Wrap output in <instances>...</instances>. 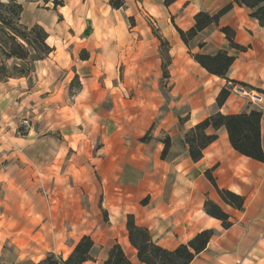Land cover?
Here are the masks:
<instances>
[{
  "label": "crops",
  "instance_id": "1",
  "mask_svg": "<svg viewBox=\"0 0 264 264\" xmlns=\"http://www.w3.org/2000/svg\"><path fill=\"white\" fill-rule=\"evenodd\" d=\"M230 1L176 0L169 6L164 0L136 1L138 14L143 13L153 21V26L149 22L145 30L138 29V22L129 25L128 29L126 23L115 19L113 12L119 9H113L109 3L101 6L99 0H65V4L58 7L65 27L72 30L70 37L64 40L65 46L71 43L80 50L91 52L102 45L97 35L105 33L116 56L121 38H128L129 44L135 43L133 56L142 60L139 73H154L159 78L162 70L160 51L148 47L139 49L136 44L145 42V39H137L141 31L146 35L148 31L153 34V27L158 29L173 44L169 66L171 99L167 101L159 82L150 83L140 105L126 110L125 122L121 120L123 127L110 133L109 147L113 151H108V155L111 160L115 159L114 167L125 172L142 171L144 176L143 182H139L140 174L133 182H105L110 184L105 185L107 189L103 187L107 193L103 206L109 210V219L103 224H99L95 212L86 209H80L78 216L73 215L72 219L70 210L63 217H51V207L47 204L39 207L28 201L39 196L43 199L40 193L20 189L16 182H0V263L33 264L49 252L67 258L82 236L91 235L95 259L84 264H102L115 244L123 247L134 264H145L139 261L137 250L129 241L127 215L131 213L138 225L150 230L154 241L168 249L187 243L202 230L214 229L215 234L207 247L190 264H264V162L236 151L225 127L206 130L218 137L204 149L203 157L197 162L192 160L189 146L183 140L188 129L217 111L235 114L256 108L262 111L261 142L264 149V103L260 106L250 104L234 92L222 106L217 103L221 89L230 86L229 81L264 93V26L250 16V8L235 4L221 17L219 25L201 31L188 47L174 25L187 30L194 25L199 11L215 12ZM102 12H107L108 16H103ZM223 26L234 29L235 41L245 46V50L229 46L225 33L221 31ZM154 38L158 39L156 35ZM51 46L54 47L50 54L53 56L36 61L31 76H37L40 83L47 80L55 83V92H58V83L51 80L54 67L75 65L70 63L76 54L64 46L61 49L57 45ZM220 49L235 56L227 78L208 72L192 57V53L215 54ZM127 53L130 54L129 50ZM59 54L63 57L56 61ZM30 78H9L0 83V91H8V99L16 100L18 95L31 97L38 86L36 83L30 85ZM153 125L157 128L153 131L154 137L163 131L172 139L164 159L161 157L163 142L158 141L153 146L152 140L141 141ZM208 169H212L218 187L245 197L241 209L222 201L215 186L205 176ZM14 196L23 200L17 206L9 201ZM69 198L63 196L64 200ZM207 199L218 203L230 215L231 227L224 228L221 220L206 213ZM62 210H65L64 206ZM6 242L10 245L8 249L4 248Z\"/></svg>",
  "mask_w": 264,
  "mask_h": 264
},
{
  "label": "rangeland",
  "instance_id": "2",
  "mask_svg": "<svg viewBox=\"0 0 264 264\" xmlns=\"http://www.w3.org/2000/svg\"><path fill=\"white\" fill-rule=\"evenodd\" d=\"M19 1L24 5L22 22L28 26L36 24L35 21L41 24L51 36L49 44L74 51L76 58L70 63L74 62L73 66L54 67L51 80L58 83V92H55V83L49 80L40 83L37 76L29 80L30 85L38 86L31 97L18 95L16 100L8 99V91H0V182H16L20 189L40 193L43 199L39 196L28 201L39 207L47 204L51 207V217H63L70 210L72 219L80 209H86L95 212L99 224H103L109 219V210L103 206L107 196L103 187L107 189L105 185L110 184L105 182H133L138 174L139 182H143L144 176L142 171L125 172L114 167L115 159L111 160L108 155V151H113L109 147L110 133L123 127L121 120L125 122L126 110L140 105L150 83L159 82L169 101L172 89L169 78H164L162 70L159 78L154 73H139L142 60L133 56L135 43L129 44L128 38H121L115 56L105 33L97 35L102 45H97L89 52V59L83 61L78 46L71 43L65 46L64 40L72 30L65 27L64 17L59 8L54 9L52 0ZM136 1L142 0H126L124 7L113 14L128 29L134 18L138 29L145 30L147 23L153 26V21L143 13L138 14ZM99 3L102 6L109 0H99ZM102 15L108 16V13L102 12ZM154 35L141 31L137 39L145 42H136L139 49L148 47L160 51V41ZM62 57L59 54L55 60ZM76 74L84 91L78 90L77 80L73 81ZM156 129L153 125L144 134L153 146L163 142L167 135L159 131L154 137ZM63 196L70 198L64 200ZM9 201L17 206L23 200L14 196ZM9 247L6 242L4 248Z\"/></svg>",
  "mask_w": 264,
  "mask_h": 264
},
{
  "label": "trees",
  "instance_id": "3",
  "mask_svg": "<svg viewBox=\"0 0 264 264\" xmlns=\"http://www.w3.org/2000/svg\"><path fill=\"white\" fill-rule=\"evenodd\" d=\"M176 0H164L169 6ZM126 0H109L113 9L124 7ZM54 9L65 4V0H52ZM244 5L251 9L250 16L257 19L264 26V0H231L221 6L215 12L199 11L195 15L194 25L184 30L175 28L182 41L190 47L193 39L204 29L211 25H219L223 15L233 9L234 5ZM24 5L19 0H0V83L16 77H31L36 61L47 58L54 50L48 43L49 32L39 23L28 26L22 22ZM131 25H135L134 18ZM221 31L225 33L229 46L237 50H245L246 47L235 41V31L229 26H223ZM153 33L158 37L161 44L162 71L164 78L170 77L169 66L172 63L170 55V42L160 32L153 28ZM203 45L202 43L200 44ZM89 52L82 49L80 58L89 59ZM192 57L208 72L222 78H227L228 71L235 60V56L229 54L228 50L220 49L215 54L202 52L192 53ZM11 61V62H10ZM74 80L78 81V90L82 84L78 74ZM72 81V82H73ZM230 86L221 89L217 103L222 106L229 94L232 92V85L238 82L229 81ZM242 84V83H241ZM245 85V84H244ZM261 118L262 111L251 109L249 112L235 114H224L217 111L202 121L195 124L184 133L183 140L189 146V154L193 161L197 162L203 157L204 149L217 139V134H208L206 130L213 128L218 130L225 127L233 148L252 159L264 162V149L261 142ZM182 118L180 121L182 122ZM148 136L144 135L141 141L146 142ZM164 148L161 157L164 159L172 145L169 135L163 138ZM207 179L215 186L222 201L235 209H241L245 203V197L229 189L220 188L212 169L205 172ZM205 211L212 217L221 220L224 228L233 225L230 215L215 201H205ZM127 229L129 241L137 250V258L145 264H190L197 254L202 252L215 234L214 229H205L198 232L187 243L180 244L174 249H168L159 245L153 240L150 230L147 227L136 223L133 214L127 215ZM94 240L91 235H84L76 243L72 252L67 258L54 252H49L42 260L33 264H84L94 260ZM0 264H22V263H0ZM102 264H134L125 253L120 244L113 245L106 259Z\"/></svg>",
  "mask_w": 264,
  "mask_h": 264
},
{
  "label": "built area",
  "instance_id": "4",
  "mask_svg": "<svg viewBox=\"0 0 264 264\" xmlns=\"http://www.w3.org/2000/svg\"><path fill=\"white\" fill-rule=\"evenodd\" d=\"M232 92L243 96L250 104L260 106L264 103V93L247 85L234 84L232 85Z\"/></svg>",
  "mask_w": 264,
  "mask_h": 264
}]
</instances>
